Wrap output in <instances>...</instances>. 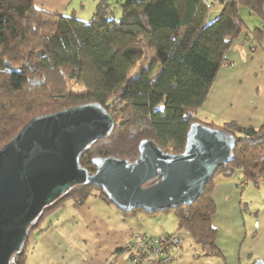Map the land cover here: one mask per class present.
<instances>
[{"label": "trees", "instance_id": "obj_1", "mask_svg": "<svg viewBox=\"0 0 264 264\" xmlns=\"http://www.w3.org/2000/svg\"><path fill=\"white\" fill-rule=\"evenodd\" d=\"M216 4L219 12L210 20ZM241 9L264 25V0H214L211 6L203 0H129L119 16L102 0L90 22L38 10L31 0H0V148L35 118L97 103L116 126L82 155L90 172L98 157L134 162L143 140L183 153L220 70L232 65L227 55L234 41L247 32ZM263 30L247 35L260 43ZM207 126L237 139L234 160L217 170L193 204L166 212L210 257L221 255L212 225L215 177L241 171L255 189L264 187V124ZM94 192L109 202L101 189L77 186L49 206L13 264L27 263L31 238L49 216L68 202L84 205Z\"/></svg>", "mask_w": 264, "mask_h": 264}, {"label": "water", "instance_id": "obj_2", "mask_svg": "<svg viewBox=\"0 0 264 264\" xmlns=\"http://www.w3.org/2000/svg\"><path fill=\"white\" fill-rule=\"evenodd\" d=\"M115 126L103 106L85 104L33 119L0 148V264L14 263L45 210L74 187L101 189L125 213L166 212L199 199L237 147L233 135L195 122L181 154L143 140L134 162L98 157L90 172L82 155Z\"/></svg>", "mask_w": 264, "mask_h": 264}, {"label": "crops", "instance_id": "obj_3", "mask_svg": "<svg viewBox=\"0 0 264 264\" xmlns=\"http://www.w3.org/2000/svg\"><path fill=\"white\" fill-rule=\"evenodd\" d=\"M102 0H31L34 8L49 13L93 17ZM111 11L120 13L126 0H107ZM87 12V13H85ZM256 28H263V22ZM253 29V30H254ZM264 31V30H263ZM236 39L211 92L197 112L207 125L233 122L257 129L264 124V45L250 34ZM247 193V194H246ZM264 187L255 189L243 180L241 171L218 175L212 194L216 212L212 225L217 229L219 256H203L199 247L184 250L183 244L170 251L167 264H257L264 263ZM144 211L125 213L94 192L79 206L68 202L42 224L30 242L26 264H132L125 245L135 232L149 237L177 232L167 225L166 215ZM170 214V213H166ZM173 220V219H172ZM199 248V249H197Z\"/></svg>", "mask_w": 264, "mask_h": 264}, {"label": "built area", "instance_id": "obj_4", "mask_svg": "<svg viewBox=\"0 0 264 264\" xmlns=\"http://www.w3.org/2000/svg\"><path fill=\"white\" fill-rule=\"evenodd\" d=\"M207 6L211 0H203ZM185 233L181 230L160 237H149L145 231L139 230L125 245L132 264H163L173 249L182 245Z\"/></svg>", "mask_w": 264, "mask_h": 264}, {"label": "rangeland", "instance_id": "obj_5", "mask_svg": "<svg viewBox=\"0 0 264 264\" xmlns=\"http://www.w3.org/2000/svg\"><path fill=\"white\" fill-rule=\"evenodd\" d=\"M127 1V0H126ZM129 1V0H128ZM211 1H214V0H211ZM219 9H220V5L219 4H216L215 5V7L214 8H212L210 11H211V14H210V20L212 19V18H214V16H216L217 14H218V12H219ZM120 10V9H119ZM85 13H87V12H85ZM117 14V16H119L118 14H120V13H116ZM94 16V15H93ZM79 20H82V21H84V22H90L91 20H92V16L91 17H89V19H87V14H85L84 15V17H83V19H80L78 16H76ZM241 18H242V20L244 21V25H245V27H246V29L248 28V29H250L251 31H253V29L256 27V26H259L260 25V23L262 22L261 21V19L258 17V16H256V15H253V14H251L248 10H246V9H241ZM262 42H263V45H264V37H263V39H262V41H261V44H262ZM150 66H152L153 65V63H150L149 64ZM157 68V67H156ZM247 194V193H246ZM258 195V197L260 196V195H264V193H262V194H257ZM166 213H170V214H166ZM173 212L172 211H170V212H161L159 215H166L167 217H168V219H170V221H168V224L167 225H169L168 227L169 228H171L172 230H173V228H175V226H176V228H177V225H176V223H177V221H176V219H175V216H174V214H172ZM173 219V220H172ZM44 226H46V222L43 224ZM184 232V231H183ZM185 233V239H184V241H183V248H184V250H190V249H193L194 247H197L196 245H195V243H194V241H193V239L189 236V234L187 233V232H184ZM34 237H35V235L31 238V243H32V241H33V239H34ZM197 249H199V248H197Z\"/></svg>", "mask_w": 264, "mask_h": 264}]
</instances>
